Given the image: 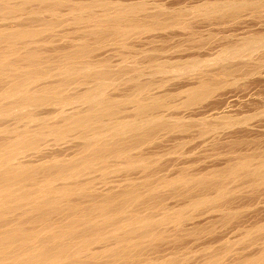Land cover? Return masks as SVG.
<instances>
[{
    "label": "bare ground",
    "instance_id": "1",
    "mask_svg": "<svg viewBox=\"0 0 264 264\" xmlns=\"http://www.w3.org/2000/svg\"><path fill=\"white\" fill-rule=\"evenodd\" d=\"M122 1L0 0V86L5 82L8 84L7 93H4L6 91L4 89V94L0 90L2 93L0 94V117L10 115L11 119L15 122L21 121L22 125V120L24 122L25 119H33L37 115L38 112L36 113L33 107L46 105L44 107L47 108L51 102V105H54L55 100L62 98L65 94L62 92L63 88H65L64 91L68 87L71 89V85L74 84H77L74 85L75 87L78 85L89 87L88 84L91 82L95 88L98 85V90H96L99 95L101 92L98 91L104 88L108 79L115 81V77L118 76V79L119 75L125 77L128 71L135 69V72H130L132 75L140 66L143 70L139 68L140 73L145 72L146 68L143 69L145 66L142 65L134 69L132 66L129 70L128 62L131 65L132 62L138 64L137 59L142 54L145 58L147 57V61L144 58L146 66L156 64L154 62H159V60L155 53H149L150 56H147L149 55L146 53L148 50L146 52L135 50L130 40L134 38L132 36L136 31L137 33L140 31L142 35L145 31L161 33L166 30L165 32H168L167 29L172 27L184 30L189 27V20L193 18L200 19L201 17L202 19L203 17L212 21V18L225 19V16H231L233 19L245 10L254 14H264V0H202L197 5L178 8H168V6L159 4L152 7L148 0L136 2L126 0L125 3ZM1 21H3L2 24ZM14 21L15 24H13ZM66 24H72L75 29L70 28V32L69 30L68 32L63 31L64 34L61 33V35L64 39L59 38V40H63V44L65 41L70 43L66 46L64 44V47L58 44L59 47H53V43L58 41L53 39L57 38L58 32H61L58 29L60 27L62 29L63 25L65 29ZM258 34L261 35V33H255L256 37ZM252 37L250 40H255L256 37ZM246 38L249 39V36ZM242 40L246 42L244 37ZM250 40L248 42H251ZM254 43L251 45H257ZM109 46L122 50L121 63H126L127 69L121 66L123 68L120 67V70L118 68L114 73L112 70L109 72L107 66L109 65L112 69L110 67L112 64H109L110 60H107V57L99 58V60L94 57L97 51ZM229 48L230 51L227 49L224 51L230 52V56L229 54L225 56L232 58L231 50L234 47ZM259 48L249 50L255 49L257 51L253 50V53L258 54ZM238 50L239 53L244 51L243 49L240 51L241 48ZM222 52L220 51L221 54ZM253 53L251 51L252 55L248 53L245 57L250 56L251 58ZM239 55L238 58L240 57L241 60L243 57ZM233 57L235 58L234 55ZM186 58L184 59L189 61V57ZM195 59L200 62L198 68L194 64L198 70L199 67H201L200 70H204L205 66L208 67L210 64L208 62V65H203L202 59L199 61L197 56ZM191 60L194 63L193 57L189 62ZM204 61L205 64L207 59ZM257 61H261V58ZM181 62L179 66L177 62L176 67L184 68L186 64L190 66L188 63L181 66ZM163 64L162 67H164ZM260 64L263 62L261 61ZM260 64L257 66L261 67ZM151 67L153 68V65ZM170 67L169 69L172 70L173 67ZM254 68L260 70L259 67L254 66ZM189 69H185L186 72ZM191 69L196 71L192 67ZM53 70L56 72L53 73ZM245 70L246 68L240 69L243 72ZM256 70L252 73H256ZM172 71L169 70V72ZM166 72L168 73L167 70ZM178 72L181 73V70ZM188 72L187 74L191 73ZM222 72H220L221 75ZM225 72L223 75H226ZM48 74H52L50 76L53 77L50 79ZM181 74L184 75V71ZM245 74H251V72H245ZM46 75L49 76L48 82ZM131 75L124 78L127 84L132 83L131 92L126 93V95L131 93L128 100H119L127 99L126 95L112 100L110 98L112 95L109 93L108 98L105 94L103 95L105 98L99 95V100L95 99L98 95L95 98L93 96L91 103L93 101L95 103L91 105L88 101L86 102V99L89 100L91 94L95 92L93 95H96L97 93L93 86L89 87L95 90L92 93L85 86L90 91L84 88L82 95L78 94L82 99L86 98L85 103L78 98L79 96L77 97L81 103L83 102L82 104L88 103L85 109L83 105L81 106L83 110L79 108L80 105H77L76 107L80 110L76 108V112L69 114L72 109H75L72 108L75 104L70 106L72 109L69 107V111L61 110L56 107L57 105L54 106L56 109L51 107L54 111L48 107V111L44 109L45 113L41 112L45 114V119H42L41 124L39 119L42 116L39 119H36L39 113L38 117L36 116L35 121L38 120L39 125L36 123L38 126L29 127L28 125L24 131L18 128V132H13L12 139L8 137L11 140L3 141L5 139L0 137V264H229L226 262L230 253L228 243L222 244L221 250H210L209 255L201 262L188 263L185 255L179 250H173L160 257L154 254L162 243L178 242L189 234L213 233L216 224H202L192 216L191 212L194 210L208 206L211 207V211L220 213L223 223L236 219L239 213L233 206L234 191L229 188L228 184L244 180L254 191L263 188L264 154L242 155L227 167L210 172L190 174L188 170L182 168L183 170L178 171L174 176H167L164 173L160 174L165 176L159 175L157 169L153 167L155 166L154 161L161 157L158 155L159 157L155 158L156 152L152 150L151 152L148 148L153 147L160 133H185L196 125L205 131L208 124H204L205 122L201 124L203 119H201L202 122L194 120L198 124L192 120L193 124L184 117L180 120L178 117L181 115L173 116V110H187L201 104L219 90L223 82L218 79L216 72L217 78L211 75L212 78L209 76L208 79H203L206 76H202V79L199 82L197 80L194 86L188 85L189 88L185 87L184 91L179 90L181 91H178L179 93L166 92L164 95L163 93L157 95V93L154 94L157 92L154 90L157 82L155 84L153 79L144 81L146 78L142 81V76ZM45 77L46 81H42ZM113 81L108 82L112 84L111 89L108 88L110 86L107 83L106 92L102 90L107 95V89H110L108 90L110 92L117 86L114 84L115 87H113ZM7 84L4 86L7 87ZM158 85L160 88L164 86L163 83ZM53 87L63 94L60 96L59 92L55 91L51 93ZM75 87L74 90L68 89L70 91L65 95L74 97L75 93L71 92L76 89L80 92L82 88L80 86V89L78 87L75 89ZM153 91L155 92L152 93ZM66 96H64L65 101H68L69 97L66 99ZM178 98L183 100L180 104L175 102ZM71 99L69 100L73 102L74 100ZM62 101L55 102L61 106ZM68 104L70 105V102H67L65 106ZM41 109L43 110V108L39 110ZM57 109L62 112V115L66 111L69 115L66 113L65 117L61 118L62 115ZM55 110L61 115L57 120H55L57 116L54 113ZM125 110L129 113L126 114L127 116L131 114L129 118L123 114ZM169 111L170 114L172 112L171 116L169 113L165 114ZM49 114L55 116L53 120H51L52 116H50L51 119L46 117ZM120 114L126 117L122 119ZM25 122L27 124L26 120ZM48 138L49 144L47 143ZM50 139L56 144H67L68 151L74 149L73 153L68 155L69 157L66 156L67 158H62L61 154H51L47 146L56 144H50ZM64 147L67 146L64 145ZM58 151L61 152V150ZM160 170L162 172L163 169L159 168ZM133 171L141 173L140 181L132 182L127 178L120 188L116 189L112 187L114 185H111L112 188L106 189L108 191H103V193L95 188L97 177L101 179L100 181L104 183L101 184L104 186L108 181L113 184L112 179H107L109 175L111 176L110 173L129 175ZM106 185L108 188L109 183ZM169 194L180 197L184 203L167 206L165 202ZM242 234L244 238L264 235V220L247 227ZM262 243L263 246L257 254L238 260L234 264H264V240Z\"/></svg>",
    "mask_w": 264,
    "mask_h": 264
},
{
    "label": "rangeland",
    "instance_id": "2",
    "mask_svg": "<svg viewBox=\"0 0 264 264\" xmlns=\"http://www.w3.org/2000/svg\"><path fill=\"white\" fill-rule=\"evenodd\" d=\"M123 1L125 3L127 1L128 2H130V1L136 2L139 0H135V1L134 0H127V1L123 0ZM211 1H216V0H211ZM200 2H202V0H148V3H150L152 7H154L153 5L159 4V5H165L166 7L168 6V8H178L181 6L190 7L193 5H197ZM225 17L226 18L228 17V19H226V18L221 19L219 17V18H212V21H211V19L210 20L208 18L204 19L203 17H202V19H201V17H200V19L199 18L198 19L193 18L192 20H189L190 23H189V27L186 28L187 30L186 29L181 30V29L172 27V28L167 29L168 32H165L166 30H164V32L158 31L161 33H156V32L150 33V32L145 31V33L147 32V34H145L143 32L142 35H141V33H139L140 31L138 33L136 31L135 35L132 36L134 38H131V40H130V41H132L131 43L135 47V50L138 49L139 52H141V51L146 52L148 50L146 52L147 54H149V53L150 54L151 53L157 54V57H158L157 60H159V62L155 61L154 63H156V64H152L153 68L151 67L152 65L146 66L147 57L145 58L143 54L140 55L139 59H137V62H139L138 64H136V62L135 63L132 62L133 64L131 65L128 62V65H130V67H128L129 70H130V68H132V66H133V69H134V67L137 68L138 65L145 66V67H143V69L146 68V70H144L145 72L140 73V69L142 68L140 66L141 68L138 67V69L136 71L137 74L134 73L135 69L134 70L131 69V71H134L133 72L134 74L131 75V73H130L131 71L130 72L128 71V73H130L131 76H133V75L142 76V78H141L142 81L146 78L144 81H147V79H151V80L153 79L152 81H154V83L157 82V84L155 83L156 85L154 87V90H156L157 92L153 91L152 93L155 92L154 94L157 93V95H159V94L162 95V93H163V95H164V93H166V92L167 93L168 92L169 93L170 92L179 93L181 91H184L185 87L189 88V86L191 87V85L194 86L196 84L197 80L199 82V80L202 79V76H206V77H203V79H206V78L208 79L209 76L211 78L213 76L215 78L218 77V79H221V81L223 82V86L220 87L219 90H217L211 97H209L208 99L203 101L201 104L194 106L193 108L187 109V110L186 109H184V110L183 109H174L173 110V116L174 115L176 116L178 114L176 116V117H178L179 115H181L178 117L179 119L184 117L186 119H189L191 122H192V120H193V122H194V120H196V121L200 120V122H202L201 119H203V122L201 124H203L204 122H205L204 124H206V123H208V124H207L205 131L204 130L202 131L200 126L196 125L198 123L194 122V123H196L195 124L196 126H194V128H192L189 132H185V133H180V132L160 133L158 139L156 140L157 142H155L152 145L153 147L148 148V149H150V151L152 150V151L156 152L155 158H157L158 155H160V157H161V159L159 158V160L154 161L155 166L153 167L154 169H157L159 175H163L160 173H164L167 176L168 175L174 176L178 171L183 170V169L188 170L190 174H200V173H204V172H210V171L216 170V169L225 168L228 166V164L236 161V159L242 155H259V153L264 154V65H263L264 59L262 60V58H264V54H263L264 53V48H263L264 44H262L263 46L261 45V43H264V35H262L264 33V14L263 13H255L254 14L251 11L245 10V11L241 12V14H239L238 17H235L233 19H231L232 18L231 16H225ZM9 20L11 22H13L11 19H9ZM2 22L3 21H1V24H2ZM11 22H10V24L12 25ZM13 24H15V21ZM64 25L62 26V29H64L63 28ZM66 26H67V28H66ZM66 26H65L64 30L60 29L61 27L60 28L58 27L60 29V30L58 29V31H61V32H58L60 34L57 33V35H56L57 38L53 39L54 41L56 39L58 40L56 43L55 42L53 43V45H54L53 47H59L58 45H61L62 47H64L70 43L69 41H65V40H67V38L64 40L65 45L62 43L63 40H61V41L59 40V38L64 39L62 37L61 33L64 34V32L67 30H69V32H70L71 29H75V26H73L72 24H68V25L66 24ZM255 33L256 34L261 33L262 36L261 35L259 36V34H258L256 37ZM143 34H145V35L143 36ZM151 34H154V35H151ZM250 34H252L253 37ZM58 35H61V36L58 37ZM247 35L249 36V39L246 38V37H248ZM243 37L246 40V42H244L242 40ZM250 37H252V38L256 37L255 40L254 39L252 40L254 42H256V41L257 42L262 41V42L260 44L259 43L257 44V42L254 43L250 40ZM247 39H248V41L250 40L251 42H248ZM241 41L243 42L244 46H242L243 44ZM238 43H240V44H238ZM249 43H250V45H249ZM253 43L257 44L258 46L260 45L259 46L260 48L257 47V45H251ZM234 44H235V46H234ZM226 45H230L229 47H231L232 49L234 47L233 50H235V51L231 50L232 51L231 52L232 58H234L233 55L235 56V58L233 60H231L232 58L227 57V55L225 56V54L230 53V52L227 53L226 51H224V49L225 50L227 49V51H230L229 50L230 48L228 46H227L228 47L227 48ZM224 46L226 48H224ZM237 46L239 47L238 49L241 48L240 51H242V49L244 51L239 53V50L237 48L236 49L238 51L235 49V47H237ZM253 46H256V47H253ZM222 48H224V49H222ZM251 48H257V50L259 48L260 51L257 52L258 54H256V52L253 53V50H255V49H253V50H251L253 53V56H251V58H250V56L246 58L245 55L248 56L247 55L248 53H249V55H252V54H250L251 51L249 50ZM103 50L97 51V53H95L94 57L95 58L97 57L98 60H99V58L107 57V60H110L109 64H112V66H110L112 69L109 68V65L107 66V69L109 70V72H110V70H112L114 73V72H116L115 69L117 70L119 68L118 70H120L123 67L127 69V64L121 63L122 54H123L122 50L118 49V47H115V46H109L108 48L106 47V49H103ZM247 50H249V52ZM257 50H255V51H257ZM261 50L263 51V53ZM220 51L221 52L224 51V52H222V54H221ZM145 52H143V53L146 54ZM235 52L238 55L240 54L239 56H241L243 52L245 54L243 53L244 56L242 55L241 57H243V58H241V60H240V57L238 58V55L236 56ZM150 54L147 56H150ZM223 54L225 57L223 56ZM254 54H256L258 56L254 55ZM259 54H261V55H259ZM196 56H197V58L199 57V61L202 59L201 63L203 65H208L209 64L208 62H210V64H209L210 66L209 65H208V67L205 66L206 70H205V68H204V70H200L201 67H199V70H198L197 68H198V65L200 66V62H197L198 60H196V59H195L196 61L194 60V58ZM215 56L218 58H216ZM228 56H230V54ZM261 56H263V57H261ZM188 57H189V61H190V58L192 59V57H193L194 63L191 60V62L193 63L192 66H191V64H192L191 62L184 59V58L188 59ZM244 57H245V59H244ZM144 58L146 61L144 60ZM214 58H215V61H214ZM219 58H220V60H219ZM236 58H238V59H236ZM260 58H261V61L263 62V64H260L261 61H259L260 63L257 61ZM179 59L180 60L184 59V60L181 62V61H178ZM204 59H205V61L207 59V62H205ZM216 59L219 60V62ZM131 61H135V59H133V60L131 59ZM161 61H163L166 64V68H165V64H163V62H161ZM175 61H176V64H175ZM184 61H188L185 63H188V65L190 64V66L188 67L186 64V65H184V68L183 67L182 68L176 67L177 62H178V66L180 65L179 62H181L182 63L181 66H183V64H185ZM203 61L205 62V64L203 63ZM242 61H243V63H242ZM244 61H245V64L248 65V67H247V65L244 64ZM143 62L145 63V65ZM157 62H158V64H157ZM212 62L214 63V65ZM257 63L260 64L262 68L260 66H257L258 65ZM148 64H149V61H148L147 65ZM162 64L164 67H162ZM170 64L171 65L173 64L174 66L173 65L171 66ZM194 64L197 65V68H195L196 66L194 67ZM202 64H201V66H202ZM211 64H212V66H211ZM157 65H161V66L160 67L158 66L159 67L158 68ZM167 65H169V66H167ZM243 65H245L246 67ZM121 66H123V67H121ZM170 66L173 67L172 68L173 71L171 69H169ZM254 66H256L257 68L259 67L261 72L258 69L260 72L259 73L258 70H256V68H254ZM154 67H155V69H154ZM191 67L196 69V71H194V70L192 71ZM224 67H226V68L223 70ZM239 67H241V68H239ZM160 68L162 69L163 73H165V75L163 73L161 74L162 71L160 72ZM177 68H178V70H177ZM202 68H203V66H202ZM245 68H246L245 72H247V73L251 72V74H245V72L240 71V69L243 70ZM248 68H249V70H248ZM185 69H189L188 71L191 73H189L187 71L189 73V74H187ZM250 69L252 71H250ZM253 69L256 70L255 72L257 74L252 73V72H254ZM150 70H152L153 72H151ZM166 70L168 71V73L166 72ZM169 70L172 72H169ZM175 70H177V72L181 70V73L184 71V75L181 74L180 72H178V73H180V74H178L177 72H175ZM208 71H211V72H208ZM222 71H224V72L226 71L225 72L226 75L225 74L223 75L224 72H222ZM229 71H231V72H229ZM55 72H56V70H53V73H55ZM216 72H217V77H216ZM218 72H219V74H218ZM220 72H222V75ZM128 73L125 74V77L119 75V79L121 77H123L120 80L118 79V76L115 77L116 78L115 81H113V79H111V81L108 79V82L113 81V87H115V85L117 84V86H116L117 88L116 87H115V89L112 88V91L108 92V90L111 89L112 86H110V85H112V84L106 82V85H104V88L102 90L105 91V87L106 86L108 87V85H109L110 87H108V88H110V89H107L108 95L106 93H104L102 90L98 91V92H101V93H99V95L102 97H104L106 95L105 97L108 98L110 96L109 93H111L112 96H110V98L113 100V99H117V98L119 99L121 97H124V95H126V93H128V91L131 92L130 86H132V83L128 82V84H127V82L125 80L126 78H128L130 76V75L128 76ZM48 75L50 76L52 74H48ZM145 75H146V77H145ZM211 75H213V76H211ZM219 75H221V78H219ZM249 75H251V76H249ZM49 76H47L48 79L45 77V79L42 81H46V79H47V82H48ZM52 77L53 76H50V79ZM50 82H52V81L50 80ZM161 82L164 84V86L162 85ZM107 83H108V85H107ZM159 83L162 85L161 86L162 88L159 87V85H158ZM5 84H7V82H5ZM91 84L92 83L90 82L88 85L93 86V88L95 90L98 88V85H96V88H95V85H93V84L91 85ZM94 84H96V82ZM4 85L0 86V90H2L1 92L3 93V89H4V90H6V91H4V93L5 92L7 93L8 84H7V87ZM74 85H77V84H74ZM74 85H71L72 86L71 89L69 87H68V89L74 90V87H75ZM157 85H158V87H157L158 89H156ZM78 86H76L75 89ZM80 86L83 89L82 88L80 89L79 88ZM80 86L78 87L80 89V92L78 89H76L74 92H71L73 94L75 93L74 94L75 96L77 95L75 97L72 94L76 99H74V97H70L71 93H69V95H70V96H68L69 98L66 96L68 94V92L70 91L67 88H66L67 91L66 90L64 91L65 88H63V90L61 89L62 92L66 94L65 95L63 93H60L59 92L60 90L56 91L57 88L54 89L55 87H53L51 89V93H53L52 91H55V92H59L60 96L63 94L62 98L59 97V99L55 100V101L57 103H58V101L59 102H61L62 100L65 101L64 96H66V99L68 98V101L66 100L65 102L66 103L70 102V105L68 104L65 106L66 103L64 101H62V103L64 102L65 104L60 103L61 106H59V104H56V102L53 100L54 105H51L52 104V102H51V104H49L50 106L49 105H47V106L50 108L53 106V108H54V106L57 105L56 106L57 108L59 107V109H61V110L65 111L67 109V111H69V109L72 106H74V104H75V106L72 107L75 109L71 108L72 111H70L71 113L69 112V114L76 112L77 111L76 108L79 109V108H81L82 105L85 109L86 107H88L87 106L88 103H91L93 98H95V96L98 95V93H97L98 89L96 90L97 94L93 95V94H95V92H94L95 90L94 89L92 90V87L89 88L90 86L88 87L86 85H80ZM85 86L91 90V93H92V91L94 93L91 94V98L89 100L84 98V99H86V102L88 101L87 104H82L83 102L85 103V100L82 99L81 96L78 94L81 93L82 91L84 92V88H85V90H89ZM102 87H100V88H102ZM159 88L162 90H160ZM163 88H165V89H163ZM179 90H181V91H179ZM76 92H78V93H76ZM130 92H129V94H131ZM2 93H0V94H2ZM129 94L126 95L127 99L121 98L119 100L120 101L121 100H123V101L128 100L129 99L128 96H130ZM81 95H82V93H81ZM99 95L97 96L98 98H95L96 100L100 99ZM121 95H123V96H121ZM117 96H119V97H117ZM77 97L81 98L83 100V102L81 103ZM71 98H73V99H71ZM110 98H109V100H110ZM69 99L74 100L75 103H74V101L72 102ZM182 101H183L182 98H178L175 102H176V104H180ZM79 103H81V104H79ZM93 103H95V102L93 101ZM93 103H91V105ZM77 105H80V107L79 108L76 107ZM44 106H46V105H44ZM44 106H42V107L37 106V108L33 107V109L36 110V113L37 112L39 113V117H38V113H37L36 116L38 118H36V116H35L33 119L29 118L28 119L29 121L27 119H25L27 121V124H26L25 120H24V122L22 120V125H21V121L20 122L16 121L17 122L16 123L15 120L11 119L10 115L0 117V127H2V128H0V131H1L0 137L2 139H5L3 141H6L7 139L11 140L12 137H14L13 132L14 131L18 132V130H19L18 128H20V131H22V130L24 131L26 128H28V125H29V127H32L33 125L38 126L39 122L37 123L38 120L35 121V118L39 119L40 116H42L41 119H39V121L41 120L40 121V124H41V122H43L42 119L43 120L45 119V116H44L45 114L43 115V113H41V112L45 113V111H48V109H47L48 107L45 108ZM56 107L54 109H56ZM66 107H68V108H66ZM83 107L81 108L82 110H83ZM40 108H43V110L41 109V111H40L39 110ZM44 109H45V111H44ZM59 109H57V110L60 111ZM51 110H53V109L51 108ZM57 110H55V112H54L55 115H57L56 116L57 118L55 116H52V114H49L46 117L47 118L49 117V119H51L50 116H52L51 120L54 119L53 117H55V120H57L62 115L61 111H60L61 115H59V113H56V112H58ZM126 110L123 113L124 115L129 114L128 111H126ZM67 111L65 113L63 112V115L66 113H67L66 115H69ZM129 111H131V110H129ZM167 113H169V116H171V114H172V112L170 114V111L166 112L165 114H167ZM40 114H42V115H40ZM58 115H59V117H58ZM63 115L61 116V118L65 117V115L64 116ZM126 116L121 115V118L123 119V117L125 118ZM129 116H127V117L129 118ZM204 119H205V121H204ZM30 120L32 122H30ZM28 122H29V124H28ZM19 123H20V125H18ZM6 124H7V126H6ZM9 124H10V126H8ZM13 124H14V126H11ZM15 125L16 126L18 125V126L16 127ZM24 125H26V127ZM20 126L21 127L23 126V127L21 128ZM6 127H9V128L7 129ZM11 127H13V128H11ZM4 128L6 129V131ZM9 129H11V130H9ZM7 130L9 132H7ZM4 132H6V133H4ZM17 132H15V134ZM8 137L11 139H9ZM47 140H48L47 143L49 144V138ZM51 140L52 139H50V144H56V142L53 143L54 140L52 142H51ZM3 141H1V142H3ZM181 141H184L183 142L184 144ZM179 143H180V145H179ZM61 144L62 143H58L55 146L51 145L52 147L47 146V149L49 148L48 150H49V152H51V154H55V153L61 154L60 156L62 158H65L66 156L73 153L74 149L73 150L70 149L68 151L69 146L67 144H64L65 146H67V147H64V145L63 144L61 145ZM178 146L181 148L180 149L177 148ZM59 148H61V149H59ZM176 149H178V150H176ZM58 150H61L62 153ZM64 151H66V152H64ZM67 153H69V154H67ZM64 154H65V156H64ZM157 164H158V166H157ZM159 168L163 169L162 172H161V170L159 171ZM95 173L99 174V172H95ZM110 174H111V176L109 175L107 179L108 180L112 179L111 181H113L112 182L113 184H111L108 181V183H109L108 188L106 185L108 183H106L103 186L101 184L103 182H101L100 181L101 179L99 177H97L99 175H94L97 177V179H96L97 180L96 181L97 186L100 184L98 187L95 186V188H97V190L98 189L100 190V191L98 190L99 192H101V193H103V191L107 192L108 190H106V189H109L112 187L118 189L121 187L120 185H122V184L124 185L125 180L127 178L131 179L133 182V181H140L141 177H142V175L139 171H133L129 175L125 174V173H115V174L110 173ZM163 176H165V175H163ZM99 181H100V183H99ZM111 185H114V186L111 187ZM228 186L230 189H232V191H234V193L232 194L234 196L233 197V206L235 207V209L238 210V213H239V215L237 216L236 219H234L230 222H224L223 223V222H221L220 213L211 211V207H208V206L202 207L198 210H194L191 212L192 216L195 217L196 220H198L202 224H205V223L206 224H210V223L216 224V226L213 230V233H205L202 235H191V234H189V235H187V237H184L183 240H181V241H178V242L169 241V242L162 243L159 246V249L157 251H155L154 255L156 257H160V256H163L165 254L166 255L169 254L173 250H179V251H182V253L185 255L188 263L201 262L209 255L210 250L211 251L221 250L222 244H224V243L229 244L228 248L230 250V253L228 254L227 259H226V262L229 264H234L238 260H242L243 258H247L250 255L257 254L258 251L260 250L261 246H263L262 242L264 240V235H261V236L254 235V236L244 238L242 232L247 227H250L251 225H254V224L260 222V220L261 221L264 220V187L260 188V190H258V191H254L250 187L249 183L244 181V180H241L240 182H231L228 184ZM165 203L167 206L168 205L169 206H177V205L184 203V200L181 199L180 197H175V196L169 194ZM189 226L191 227V225H189ZM208 247H211L212 249L211 248L209 249Z\"/></svg>",
    "mask_w": 264,
    "mask_h": 264
}]
</instances>
